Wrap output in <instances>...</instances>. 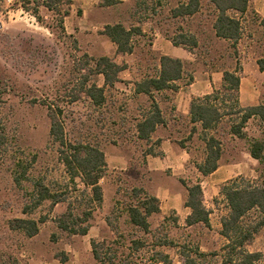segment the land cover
<instances>
[{"label": "rangeland", "instance_id": "rangeland-1", "mask_svg": "<svg viewBox=\"0 0 264 264\" xmlns=\"http://www.w3.org/2000/svg\"><path fill=\"white\" fill-rule=\"evenodd\" d=\"M187 1L125 0L104 5V0H72L69 7L66 0H54L51 11L38 3L43 0H0V264L15 260L20 264H102L94 255L93 242L103 257H113L116 263L124 259L132 264H184V256L196 257L198 249L207 254L198 257L202 264H220L227 242L221 234V219L227 206L222 187H210L196 168L205 157L201 132L193 138L188 134L191 128L180 131L190 155L183 177L189 184L204 181L201 185L211 211L210 225H188L183 214L160 211L149 217L150 231L145 232L131 223L127 212L128 204L139 198L135 197L137 190L153 194L180 180L173 175L175 163L162 158L161 141L139 139L136 130L137 119L149 110L151 98L135 94L128 83L129 78L158 70L160 55L151 52L152 31L160 30L171 38L189 32L200 40L194 51L196 60L186 62L188 80L203 69L205 60L222 59L224 67H233L230 43L214 35L217 13L211 0H201V9L191 17L175 16L174 9ZM67 8L70 14L62 27L61 12ZM118 22L147 29L146 35L135 36L137 49L132 56L109 49L115 45L103 34L104 28ZM104 46L109 47L107 55L124 66L120 81L108 87L101 106L85 94L72 102L81 94L86 77L104 84V76L93 73L91 60L105 55L101 53ZM57 106L64 111L65 134L71 142L97 144L105 152L101 205L92 203L91 191L80 178L74 187L60 160L59 145L50 135L49 112ZM229 110L227 107L226 112ZM235 120L239 121V115L225 117L215 131L228 153L236 147L228 134ZM150 150L160 157L155 161L158 164L148 156ZM152 166L163 168L159 177L154 176ZM255 172L244 177L264 185V164L255 166ZM36 181H42L64 201L53 205L47 199L32 208ZM69 207L82 218L77 227L89 225L87 234L59 227L56 220ZM89 210L92 216L83 221ZM15 218L44 221L39 222L38 234L28 237L11 228Z\"/></svg>", "mask_w": 264, "mask_h": 264}, {"label": "trees", "instance_id": "trees-1", "mask_svg": "<svg viewBox=\"0 0 264 264\" xmlns=\"http://www.w3.org/2000/svg\"><path fill=\"white\" fill-rule=\"evenodd\" d=\"M154 1L162 3L166 0ZM211 2L217 13L213 24L216 36L237 41L242 33L241 19L238 15L247 11L249 0H211ZM38 3L46 6L51 11L54 10V0H43L42 3ZM116 3H119V1L104 0V5ZM66 4L70 7L72 0H66ZM200 9L201 0H188L174 9V15H193ZM69 14V8L61 12L60 22L62 27H64V20ZM262 23L264 24V20H262ZM103 34L117 45L120 53H132L135 48V36L142 35L143 29L140 26L127 27L122 22H118L107 24ZM171 41L176 46L186 45L192 48L198 45L196 36L189 32L171 38ZM91 60L93 61V73L102 74L104 84L100 86L86 77L82 81L81 94L74 96L71 101H77L81 98V95L85 94L94 105L101 106L106 102L108 87H114L115 83L120 81L119 75L124 70V66L119 65L109 56L91 58ZM259 66L261 70H264V58L259 59ZM183 76V60L164 55L161 57L160 71L156 75L146 76L135 82V93H144L151 98L149 110L137 119L136 130L139 139L150 140L157 126L164 121L155 93L168 89L176 91L179 88L176 82L182 79ZM239 86L240 76L238 71L226 70L222 90H215L212 94L195 98L191 103V119L193 122L201 123L200 137L205 143L204 160L196 163L197 169L204 176L209 175L219 167L223 149L222 142L215 131L225 117L239 115V121H232L231 132L242 138L246 137L243 128L251 117L258 116L264 124V104L241 107L238 99ZM222 92H224L223 97H221ZM227 101L232 102L230 106H227ZM227 107L230 110L226 112ZM63 113L64 111L60 106L55 109L50 108L49 112L51 118L50 135L52 140L59 145L60 160L66 166L70 182L74 187L78 185L76 179L80 178L86 189L91 191L92 203L101 205L103 202V189L100 180L107 166L105 152L97 144L71 142L65 134V122L62 120ZM194 131H196L195 128ZM249 150L255 159L264 163V139L251 141ZM148 154H153L152 150ZM20 178L16 179L20 181ZM180 181L188 190L186 206L191 209L186 223L188 225L198 223L210 225L211 211L205 205L201 182L189 184L184 179H180ZM34 187L36 191L32 194L34 202L32 208L38 207L47 199L51 200L53 205L64 201L62 197H59L60 195L51 192L49 187L43 184L42 181H36ZM140 191L142 192L139 193ZM221 193L224 196L228 210L221 219V234L227 242L223 246V259L220 264H264V255L261 252H252L247 248V245L264 226V185L250 178L239 176L224 184ZM135 197H139L137 202H131L127 206L130 221L134 226L149 232L151 226L149 217L161 211L160 200L157 196L144 190H137ZM85 214L83 221H88L93 212L89 210ZM79 219H82L81 216L73 213L72 208L69 207V210L63 216L57 218L56 221L59 227L65 231L87 234L89 225L77 227ZM42 221L44 220L15 218L11 221V228L24 232L28 237H33L38 234L40 230L39 222ZM93 247L96 259L102 264H132L124 259L116 263L113 257H103L95 242H93ZM196 255V257L184 256V264H202L198 257L207 254L197 249ZM163 262H166V259H163ZM13 264L20 263L15 260Z\"/></svg>", "mask_w": 264, "mask_h": 264}, {"label": "crops", "instance_id": "crops-1", "mask_svg": "<svg viewBox=\"0 0 264 264\" xmlns=\"http://www.w3.org/2000/svg\"><path fill=\"white\" fill-rule=\"evenodd\" d=\"M118 1L122 2L125 0ZM191 16L192 15H185L182 17L188 18ZM238 16L241 19L242 33L237 41L217 37L215 29L213 28L214 35L219 41H226L230 43L233 54L231 60L233 67L231 69L224 67L225 65L224 62H222V59L213 61L205 60L202 64L203 69L198 70L197 73H194L191 80H188L185 73L186 62L196 60V54L194 51L198 47L200 40L197 38L198 45L196 47L194 46L190 48L186 45L176 46L171 41V37L165 36L160 30L158 31L155 29L152 31V35L155 36V40L151 47V52L153 51L154 53H159L160 55L158 70L154 74H144L143 76L135 79L129 78L130 81L128 86L135 92V82L142 80L146 76H154L160 71L162 56L169 55L180 58L184 62V76L176 82L179 88L176 91L168 89L155 93V98L161 108L164 121L157 126L151 137V139H159L161 141L160 149L162 151L163 160L175 163V165H173V175L177 176V178L180 177V179H184L183 174L187 172V163L190 156L186 146L183 142H181L183 137L182 134V136L179 135L181 129L191 128L188 134H191L193 138L194 135L198 134L202 130L201 123L193 122L191 119V103L195 98L212 94L215 90H222L224 72L226 70L238 71L240 76L238 99L241 107L264 104V70H261L259 66V59L264 58V24L262 23V20H264V0H249L247 11L243 14H239ZM142 29L144 35H146L147 29ZM114 45L115 46L111 48L108 46L101 47V53L105 54L104 56H108L107 54L110 52L108 48L115 50V52L118 51L117 45L115 43ZM136 49L137 44L135 42V48L132 53L121 54L132 56L136 52ZM138 64L139 63H136V65ZM140 65H144V62ZM137 95L146 94L138 93ZM157 95H164V97L158 99ZM167 102L171 104L170 107L165 106V103ZM194 128L196 131H194ZM218 128L219 127H217V129ZM243 130L246 134V137L244 138L233 134L230 126V132L228 134L236 147L233 146L234 148L230 153L225 152L226 146L224 145V141L221 140L223 154L219 160V167L214 172L206 176L199 172L200 176L202 175V177H205L208 181L210 187L212 186L215 189H220L222 185L226 184L233 178L244 175H252L253 173L251 172H255V166L264 164L258 159H255L249 150L251 141L254 139H264V124L261 119L258 116L251 117ZM193 138L191 137V140ZM148 156H152L154 164H158L155 162L158 157L157 155L149 154ZM151 169H153L152 171L156 173L154 176L159 177L162 173L159 171H162L163 168L160 166H152ZM203 182L201 181V183ZM152 195L159 198L161 211L163 212L172 210L177 211L178 214L184 215L185 220L191 212V209L186 206L188 190L179 179L173 187L156 189L153 191ZM227 210L228 209L226 207V212ZM248 247L250 251L261 252L264 255V226L255 235V238L250 242Z\"/></svg>", "mask_w": 264, "mask_h": 264}, {"label": "water", "instance_id": "water-1", "mask_svg": "<svg viewBox=\"0 0 264 264\" xmlns=\"http://www.w3.org/2000/svg\"><path fill=\"white\" fill-rule=\"evenodd\" d=\"M3 26V24L0 22V28Z\"/></svg>", "mask_w": 264, "mask_h": 264}]
</instances>
